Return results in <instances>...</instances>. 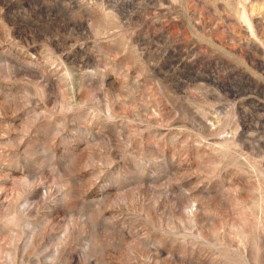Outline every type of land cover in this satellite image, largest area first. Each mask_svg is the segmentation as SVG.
I'll list each match as a JSON object with an SVG mask.
<instances>
[{
	"label": "rangeland",
	"instance_id": "374dc122",
	"mask_svg": "<svg viewBox=\"0 0 264 264\" xmlns=\"http://www.w3.org/2000/svg\"><path fill=\"white\" fill-rule=\"evenodd\" d=\"M0 264H264V0H0Z\"/></svg>",
	"mask_w": 264,
	"mask_h": 264
}]
</instances>
